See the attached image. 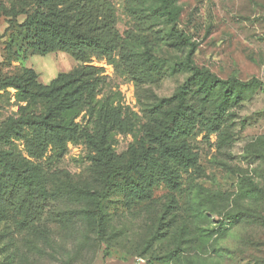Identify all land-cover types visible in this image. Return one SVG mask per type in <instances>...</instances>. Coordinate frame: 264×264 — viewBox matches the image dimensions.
I'll list each match as a JSON object with an SVG mask.
<instances>
[{
  "label": "rangeland",
  "instance_id": "obj_1",
  "mask_svg": "<svg viewBox=\"0 0 264 264\" xmlns=\"http://www.w3.org/2000/svg\"><path fill=\"white\" fill-rule=\"evenodd\" d=\"M111 1L118 15L117 28L128 35L125 59L117 52L102 57L87 51L81 56L86 65L101 70L98 99H107L126 115L124 130L115 128L110 133L115 164L129 168L134 159L131 146H138L139 140L150 154L157 153L161 146L152 134L161 131V121L180 102L188 117L198 115L199 121L186 136L197 163L181 170L179 192H172L160 172H154L158 199L152 205L126 192L110 194L107 247L93 246L87 232L71 235L50 221L54 237L43 243L15 222L12 205L7 203L9 179L4 175H17L12 163L20 157L24 170L38 169L40 184L47 188H63L69 180L98 188L95 152L83 131L99 134L104 124L84 102H76L80 110L71 121L66 114L70 111L61 110L46 96H32L13 85L1 89L0 264H159V256L175 244L171 236L160 237L152 247L142 244L150 239V225L161 218V207L173 210V196L185 206L181 211L189 218L183 214L175 220L184 229L185 220L189 222L181 238L187 243L181 264H264V0H172L175 23L154 13L155 0ZM30 3L0 0V73L20 77L29 66L41 82L49 83L78 61L65 51L24 59L21 48L25 45L18 38L25 31L18 25L27 15H18L16 21L12 14L29 10ZM10 20L13 25L7 31ZM193 48L191 65L188 54ZM133 51L137 57H132ZM193 66L220 79L255 84L241 90L220 87L207 94L210 82L195 80ZM28 88L36 91L35 86ZM227 93L233 95L225 101ZM74 99L70 96L67 101ZM51 110L57 119H39ZM56 122L63 126L71 122L72 138L61 143L50 136L42 156L32 157L37 134ZM172 212L162 217V224L173 221Z\"/></svg>",
  "mask_w": 264,
  "mask_h": 264
},
{
  "label": "trees",
  "instance_id": "obj_2",
  "mask_svg": "<svg viewBox=\"0 0 264 264\" xmlns=\"http://www.w3.org/2000/svg\"><path fill=\"white\" fill-rule=\"evenodd\" d=\"M155 1L157 5L153 8L154 13L164 17L167 23H175L177 12L173 1ZM29 6V10L22 9L12 14L15 20L22 13L27 15L24 22L18 25L25 31L23 38L21 40L18 38V41L25 45L21 48L25 49L23 50L24 59L30 55L65 51L76 58L78 65L70 71L60 73L49 84L41 83L38 80V73L27 66L23 76L20 77L3 76L0 73V90L13 85L18 89L23 88L32 96H46L52 99L53 104L59 106L61 110L64 108L66 112L70 111L66 114L71 121L80 110L75 106L76 102H82L80 105L84 102L89 113L104 124L99 134L83 131L86 141L95 152L92 160L99 170V178L95 181L98 188L82 183L81 187V184L73 180H69L63 188H47L45 184H40L38 169L32 167L24 170V164H19V157L12 163V168L17 175L15 173H10L9 176L4 175L9 179L10 187L7 203L12 205L13 217L19 228L27 230L29 235L43 243L51 242L54 237L52 226L48 225L50 221V223L60 225V228H64L63 230L71 235L89 233L88 236L93 246L102 249V247H107L109 241L110 214L106 201L110 194L119 191L126 192L133 199L150 201L146 204L152 205L158 199L154 194V172H160V179L172 192H179L182 185L181 170L195 165L198 160L197 154L190 149L186 140L187 133H192L194 125L199 121L198 115L194 113L188 117L180 102L177 109L170 112L167 119L161 121V131L152 134L159 142L160 150L155 154H150L139 140L138 146H131L130 151L134 152V159L129 168L126 166L120 168L118 164H115L110 133L115 128L120 131L124 130L127 125L125 112L122 108L111 106L107 99H98L100 94L98 86L101 84L98 74L101 70L93 65H86L81 56L87 51L95 52L102 57L111 56L117 52L122 60L125 59L126 55L123 51H125L128 35H123L117 28L118 15L114 3L111 0H31ZM12 25L13 22L10 20L7 31ZM180 37L183 38V36ZM133 44L136 49V44ZM194 53L193 48L188 54V62L191 65H194ZM131 55L137 57L138 53L133 51ZM193 70L195 80L202 79L210 82L207 94H212L220 87L241 90L255 84L253 80L220 79L197 66H193ZM63 78H68L69 81L65 82ZM31 85L35 86L36 91L31 92L28 88ZM232 95L227 93L225 101H228ZM70 96L76 97L72 100L73 103L67 101ZM51 111L39 119L42 121L57 119L54 112L57 108ZM111 119L112 123L109 124ZM56 123L37 134L36 145L34 143L31 145L30 155L32 157L39 158L36 156L38 154L42 156L50 136L61 143L72 138L74 132L71 122L64 126ZM42 136L43 140L39 142ZM172 199L175 200L172 201L174 203L172 205L173 221L171 220L172 222L168 225L162 224V217L173 210L165 205L161 207L158 212L161 218L150 225V239L142 244L152 247L154 241H159L160 237L171 236L175 244L159 256V264H181L187 250V246H184L187 243H184L181 238L189 230V218L186 212L182 213L181 210H185V206L177 202V197L173 196ZM133 203L136 205L135 201ZM0 213L3 214V209H0ZM183 214L188 218L184 225L186 230L183 226L179 227L177 225L179 223L175 221L183 218Z\"/></svg>",
  "mask_w": 264,
  "mask_h": 264
},
{
  "label": "crops",
  "instance_id": "obj_3",
  "mask_svg": "<svg viewBox=\"0 0 264 264\" xmlns=\"http://www.w3.org/2000/svg\"><path fill=\"white\" fill-rule=\"evenodd\" d=\"M77 65H78V64H77ZM27 67H29V66H27ZM30 68H33V67H30ZM74 68H75V67H74ZM33 69H34V68H33ZM34 70H35V69H34ZM35 71H36V70H35ZM36 72H37V71H36ZM61 73H62V72H61ZM59 74H60V73H59ZM59 74H58V75H59ZM58 75H57V76H58ZM57 76H56V77H57ZM56 77H55V78H56ZM55 78H53V79H55ZM53 79H52V80H53ZM38 80H39V75H38ZM52 80H51V81H52ZM39 81H40V80H39ZM51 81H50V82H51ZM40 82H41V81H40ZM50 82H49V83H50ZM41 83H44V82H41ZM49 83H44V84H49Z\"/></svg>",
  "mask_w": 264,
  "mask_h": 264
}]
</instances>
